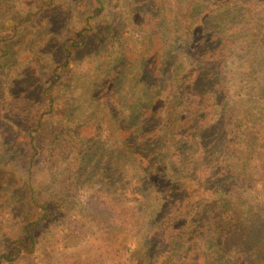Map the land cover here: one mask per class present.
Instances as JSON below:
<instances>
[{
	"label": "trees",
	"instance_id": "obj_1",
	"mask_svg": "<svg viewBox=\"0 0 264 264\" xmlns=\"http://www.w3.org/2000/svg\"><path fill=\"white\" fill-rule=\"evenodd\" d=\"M52 2L38 0L23 16L0 18V69L10 53L5 42ZM167 2L164 18L170 24L159 28L169 40L160 62L173 60L163 75L166 91L154 80L149 89L139 76L157 45V33L128 12L131 30L121 36L133 54L127 74L131 106L118 104L121 114L129 119L130 111L147 116L145 107L159 98L161 121L145 135L146 127L136 118L134 124L147 139L131 137L112 105L98 100L103 105L98 126L116 133L121 172L114 171L120 178L112 182L104 174L107 168L97 170L103 173L97 190L83 185L86 159L78 148L50 179L42 180L37 132L56 114L54 86L77 47L87 41L92 19L106 0H95L79 37L64 39L62 61L44 88L47 100L26 133L32 149L23 168L26 186L22 199L17 194L13 199L24 204V215L12 226L4 217L12 210L1 216L10 231L0 240V264L31 259L44 238L57 241L82 233L85 216L96 222L99 244L93 253H83L78 264H125L129 259L134 264H264V0ZM4 146L1 157L7 153ZM126 194L136 196L147 210L139 230L135 211L123 201Z\"/></svg>",
	"mask_w": 264,
	"mask_h": 264
},
{
	"label": "rangeland",
	"instance_id": "obj_2",
	"mask_svg": "<svg viewBox=\"0 0 264 264\" xmlns=\"http://www.w3.org/2000/svg\"><path fill=\"white\" fill-rule=\"evenodd\" d=\"M37 1L4 0L0 18L12 20L23 16L33 9ZM106 2V7L92 19L93 28L88 33L87 41L77 47L70 66L63 70L61 80L54 86L58 103L56 114L47 118L37 132L41 149L37 161L44 166V172L39 177L44 181L56 173L58 165L75 148L85 155V187L97 190L103 185V173L98 175L97 170L107 168L104 174L111 176L112 182L120 178V174L114 173L118 170L121 172L117 136L115 132L102 131L101 125L98 126L101 116L97 112L103 109L98 100L112 105L117 115L120 114L122 129L133 135L131 137L140 136L146 141L145 135L161 121L163 105L159 98L151 107H145L147 116L139 118L136 112L130 111L129 119L121 114L118 104L127 109L131 106L127 102L130 87L127 74L133 69V54L122 37L131 30L128 12H133L135 19H143L146 27H152L157 33V45L151 56L149 53L146 58L145 68L139 76L148 82L149 89L150 82L154 80L162 91H166L164 73L170 72L173 60L170 59L166 65L160 62L169 40L159 34V28L164 22L170 24L164 18L165 6L169 4L167 0ZM95 4V0H53L15 37L5 42L10 53L0 69V149L5 145L3 151L7 152L1 157L0 150V220L3 211L12 210L4 216L11 226L16 225L24 215V204L19 201L13 203V199L17 194L20 196L17 200H21L26 186L23 168L32 152L27 130L36 124L35 111L47 100L44 88L53 80L54 67L62 61L64 39L71 35L80 36ZM115 37H119V43L114 42ZM169 50L175 56V48ZM96 75L99 76L97 80ZM136 118L140 119L141 126L146 127V133L134 124ZM127 119L131 120L130 123ZM61 123L62 128L56 131L54 128ZM123 201L135 211V229L139 230L145 224L146 208L136 196L131 197L130 194H126ZM84 221L82 233L59 237L57 241L44 238L31 259L19 264L80 263L84 256L82 254L93 253L99 244L96 241L99 229L96 222L86 216ZM49 230L53 231L52 228ZM9 231V226L0 221V240H5ZM125 264H134V261L129 259Z\"/></svg>",
	"mask_w": 264,
	"mask_h": 264
}]
</instances>
